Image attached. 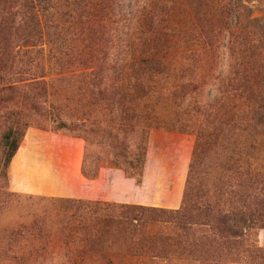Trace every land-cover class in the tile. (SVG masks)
<instances>
[{"label":"trees","instance_id":"16d2710c","mask_svg":"<svg viewBox=\"0 0 264 264\" xmlns=\"http://www.w3.org/2000/svg\"><path fill=\"white\" fill-rule=\"evenodd\" d=\"M87 2L0 0V103L46 114L48 84L27 73L46 34L65 18L81 28L89 60L97 62L79 74L93 78L82 86L90 104L116 105L119 123L135 126L168 108L156 129L196 138L179 209L54 197L73 211L58 243L65 264L111 259L106 252L138 264L172 257L264 261V249L249 239L264 230V25L252 20L244 0H99L96 8ZM85 126L60 119L35 128L79 137L72 133ZM25 131L11 122L1 135L5 175ZM141 133L146 154L148 132ZM85 164L86 158L85 177H96ZM51 240L37 220L0 230V264L45 263Z\"/></svg>","mask_w":264,"mask_h":264},{"label":"rangeland","instance_id":"374dc122","mask_svg":"<svg viewBox=\"0 0 264 264\" xmlns=\"http://www.w3.org/2000/svg\"><path fill=\"white\" fill-rule=\"evenodd\" d=\"M88 1L87 3L92 4V6L99 2V0ZM263 2L264 0H244L252 20L261 25H264ZM88 9L90 10L89 6ZM186 16L188 14L185 13L182 17H179V25L183 24ZM64 20L66 19L61 18L57 22L58 26L56 29L51 30L48 35L46 34L42 50L37 55H32V72L27 73V77L37 74L39 76L38 79L44 80L48 84V98L43 105L46 114H37L14 102L0 103V230L12 228L19 224H30L32 221L37 220L41 230L44 233H48L52 238L51 242L45 247L49 258L45 263L41 264H65L66 260L62 256L63 249L60 248L58 243L59 239L65 234L61 229L64 226L62 222L64 223L66 219H69L73 211H71L69 205L61 206L54 197L12 192L9 187L8 169L6 170V175L4 174L2 157L4 149L1 143V135L9 127L10 123L13 122L14 128L19 132H24L29 127L48 129L60 119L70 121L72 124L78 123L80 125V123H83L86 126L79 131L73 132L72 135H79V138L85 143V170L88 173L97 175L101 167H117L121 168L127 176L137 177L141 174V162L146 155L141 153V149L145 144V138L141 130H146L149 135L151 129H156L157 126H164V119L168 117L167 113L170 111L168 108L162 109L158 120L152 118L145 124L135 126L133 123H119L118 114L122 109L116 108V105L114 107L105 106L101 108V106L90 104L88 102L89 96L82 86H89L93 78L88 76L84 80L79 74L81 71L89 72L93 70L97 62L89 60L91 47L87 44L89 39L87 41L83 39L81 28L77 27L78 25L71 26ZM96 21L94 19L92 23H96ZM118 58L120 60L121 56ZM27 68L29 67L27 66ZM1 74L4 78L10 77V74L6 71L1 72ZM102 76L107 83V75L103 74ZM109 80L112 81L111 78ZM8 113L14 116L11 122L7 119ZM55 114L59 115V119ZM88 117L92 118V120H87ZM91 124L92 126H90ZM184 134L190 136L193 151L195 134L192 132ZM58 185L59 188L67 190L73 188L72 183L63 179L58 181ZM179 208L180 206L177 209ZM68 229L69 226L66 228V233L69 231ZM250 236L249 239L255 245L264 249V230H258L250 234ZM116 245H121V241L117 240ZM106 253V257L111 259L99 260L92 257L80 264L140 263L136 259L128 261V257L123 254ZM143 261L145 259H141V263ZM26 264L38 263L28 261ZM151 264H199V261L172 257L168 259L156 258L152 260ZM229 264H264V261L249 260L246 256L241 257L237 262H230Z\"/></svg>","mask_w":264,"mask_h":264},{"label":"crops","instance_id":"0c3cea01","mask_svg":"<svg viewBox=\"0 0 264 264\" xmlns=\"http://www.w3.org/2000/svg\"><path fill=\"white\" fill-rule=\"evenodd\" d=\"M191 154L189 135L151 129L140 175L127 176L121 168L101 167L96 177L86 178L81 138L29 127L8 167L9 187L12 192L44 197L177 209ZM60 179L73 188H59Z\"/></svg>","mask_w":264,"mask_h":264}]
</instances>
